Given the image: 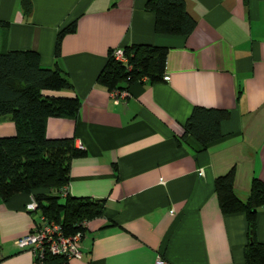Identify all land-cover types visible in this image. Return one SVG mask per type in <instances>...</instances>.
<instances>
[{"label": "crops", "instance_id": "0c3cea01", "mask_svg": "<svg viewBox=\"0 0 264 264\" xmlns=\"http://www.w3.org/2000/svg\"><path fill=\"white\" fill-rule=\"evenodd\" d=\"M20 1L0 0V50H35L70 81L54 93L79 101L74 118L45 122L46 136L81 150L59 194L104 201L66 264H244V214L220 211L213 178L232 168L241 198L252 177L264 181V0H183L195 21L187 34L155 31L146 0H30L27 13ZM131 43L166 48L163 79L108 89L96 76L110 51ZM193 105L228 112L205 146L180 139ZM13 132L0 117V135ZM33 197H0V264H36L14 243L36 218L24 208ZM253 237L264 242V204Z\"/></svg>", "mask_w": 264, "mask_h": 264}, {"label": "trees", "instance_id": "16d2710c", "mask_svg": "<svg viewBox=\"0 0 264 264\" xmlns=\"http://www.w3.org/2000/svg\"><path fill=\"white\" fill-rule=\"evenodd\" d=\"M20 2L24 13L29 12L30 0ZM144 6L154 13L157 32L187 34L194 26V18L185 10L183 0H146ZM71 29L72 23L57 32L54 53L61 33ZM122 50L124 61L115 59L112 51L108 53L96 76L98 82L108 89H121V81L163 79L164 46L131 43ZM69 87L66 74L56 66H41L35 50H0V117L7 116L14 125L12 134L0 135V197L33 191L36 210L59 221L65 233L83 231L79 222L99 215L104 203L103 199L68 194L60 200L59 189L68 180L70 158L81 150L73 146L69 136H46L45 122L49 116H76L78 98L54 93ZM227 114L222 108L193 105L180 139L190 135L205 146L220 137L219 122ZM232 180V168L213 178L219 209L222 213L243 212L247 229L244 264H264V242L253 237L256 208L264 204V181L252 177L246 195L241 198L234 191ZM33 257L36 264H66L67 258L49 252H44L40 260Z\"/></svg>", "mask_w": 264, "mask_h": 264}, {"label": "built area", "instance_id": "2783aa9c", "mask_svg": "<svg viewBox=\"0 0 264 264\" xmlns=\"http://www.w3.org/2000/svg\"><path fill=\"white\" fill-rule=\"evenodd\" d=\"M115 59L124 60L122 47H115L112 50ZM113 95H117V90L112 91ZM81 147L80 145H78ZM24 208L27 211H36L37 203L32 198L25 203ZM85 221L79 223L84 226ZM84 230L77 229L72 233H65L61 223L51 218H47L38 211L36 218L33 219L32 227L26 233L14 238V243L20 247L29 248L34 256L40 260L44 252L51 254H63L68 257L80 256V241L83 237Z\"/></svg>", "mask_w": 264, "mask_h": 264}, {"label": "rangeland", "instance_id": "374dc122", "mask_svg": "<svg viewBox=\"0 0 264 264\" xmlns=\"http://www.w3.org/2000/svg\"><path fill=\"white\" fill-rule=\"evenodd\" d=\"M61 199L63 198V197H60Z\"/></svg>", "mask_w": 264, "mask_h": 264}]
</instances>
